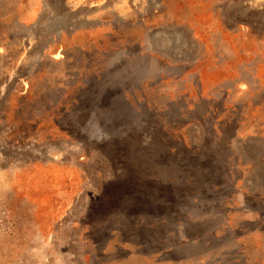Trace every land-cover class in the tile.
I'll return each instance as SVG.
<instances>
[{
  "label": "rangeland",
  "instance_id": "rangeland-1",
  "mask_svg": "<svg viewBox=\"0 0 264 264\" xmlns=\"http://www.w3.org/2000/svg\"><path fill=\"white\" fill-rule=\"evenodd\" d=\"M0 264H264V0H0Z\"/></svg>",
  "mask_w": 264,
  "mask_h": 264
}]
</instances>
